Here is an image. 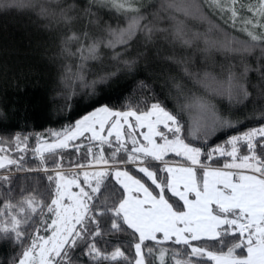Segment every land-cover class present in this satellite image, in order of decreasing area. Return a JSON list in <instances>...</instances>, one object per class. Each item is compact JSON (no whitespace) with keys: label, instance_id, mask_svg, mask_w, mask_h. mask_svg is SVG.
I'll return each instance as SVG.
<instances>
[{"label":"snow or ice","instance_id":"obj_1","mask_svg":"<svg viewBox=\"0 0 264 264\" xmlns=\"http://www.w3.org/2000/svg\"><path fill=\"white\" fill-rule=\"evenodd\" d=\"M17 7L44 20L60 37L61 56L73 60L62 75L66 100L78 92L95 96L98 84L130 70L134 44L164 41L229 57L218 73L175 62L205 93L251 104L249 119L259 126L207 151L195 146L184 135L183 113L207 115L210 125L190 132L202 141L236 122L177 81L174 110L145 99L102 104L48 138L35 134L31 148V134L0 137V241L16 249L9 264H264V0H0V10ZM254 53L255 69L246 62ZM250 71L262 82L253 86L255 97ZM82 137L87 144L74 143ZM69 148L77 155L65 169ZM29 151L38 167H25ZM170 154L183 163L170 162ZM121 165H132L154 188ZM20 171L43 172L46 184L17 187Z\"/></svg>","mask_w":264,"mask_h":264},{"label":"trees","instance_id":"obj_2","mask_svg":"<svg viewBox=\"0 0 264 264\" xmlns=\"http://www.w3.org/2000/svg\"><path fill=\"white\" fill-rule=\"evenodd\" d=\"M24 2L27 3V0ZM145 2L147 3L148 0ZM216 22L220 23L218 20ZM45 23L28 7L0 10V137L11 139L17 133L22 136L31 134L33 136V139L29 141L31 148L35 144V134H43L47 138L50 130L70 126L102 104L121 108L128 100L145 99L149 103L159 101L169 110H174L175 90L172 85L177 81L185 86L189 94L205 95L216 105L221 115H226L236 122L233 128H216L210 131L207 140L202 141L192 139L190 132L198 125L205 127L210 125L208 117L204 116L206 114L201 112L198 115L197 109L183 113L184 135L195 146L204 147L207 151L218 144H224L232 135L240 134L250 127L259 126L258 120L249 119L252 112L251 104L245 102V104L229 105L226 99L205 93L193 78L184 74V66L175 62L184 58L194 72L202 73L207 70L218 73L219 66L228 61L229 57L215 50L204 53L195 47L191 49L174 48L164 41L148 46L142 43L134 44L127 54L129 58L136 60L130 70L122 68L106 83L98 84L95 96L78 92L70 101L66 100L61 82L62 75L65 62L73 63V60L61 56L60 37L55 31L46 28ZM190 24L203 30L204 26L196 22H190ZM138 51L143 53L139 58L136 57ZM102 53L105 57L110 55L106 49H102ZM257 59L258 53H254L247 58L246 62L255 69L258 66ZM231 62L237 63L235 60ZM94 63L89 62V66L91 67ZM73 66L75 67V64ZM237 71L239 72L240 69L237 68ZM248 83L249 91L255 97L256 89L253 86H260L262 83L259 73L250 71ZM142 84L147 87H141ZM197 135L202 136L203 130ZM80 142L75 141L74 143ZM84 143L87 144V142ZM84 151L85 149L81 148V157ZM240 151L244 154L246 150L241 147ZM109 153L110 149L105 146V155ZM13 154L18 155V153ZM63 154L67 169L68 161L75 160L77 154L73 148L64 150ZM167 159L170 162H183L182 158L172 154ZM224 159L219 158L221 161ZM25 161L27 168L39 166V161L30 151L25 155ZM213 166L218 165L214 162ZM121 167H127L150 184V181L134 170L132 165H121ZM13 184L29 189L33 185L43 188L46 184L45 174L43 172H15ZM119 238L129 239L126 235H121ZM15 254L16 249L10 242L0 241V264H9Z\"/></svg>","mask_w":264,"mask_h":264},{"label":"rangeland","instance_id":"obj_3","mask_svg":"<svg viewBox=\"0 0 264 264\" xmlns=\"http://www.w3.org/2000/svg\"><path fill=\"white\" fill-rule=\"evenodd\" d=\"M192 109H196V108H192ZM197 113H198V115L201 113V111L200 110H198L197 109ZM204 114V113H203ZM204 116H207V115H204ZM203 120H206V119H203ZM53 130H56V131H59V130H62V129H53ZM161 130H164V129H161ZM140 131H146V129H143V130H140ZM166 131V130H165ZM49 133V132H48ZM87 135V134H86ZM48 136V135H47ZM48 138V137H47ZM140 139H142V138H140ZM80 141H83V142H87L83 137L81 138V140ZM173 163H183V162H173ZM66 169V168H65ZM68 169V168H67ZM73 170H75V169H73ZM132 172V171H131ZM132 174L133 175H136L137 176V178H140V179H142V177H140L138 174H135L134 172H132ZM142 181L143 182H145L150 188H154V186L153 185H151V184H149L148 182H146L144 179H142ZM75 190V189H74Z\"/></svg>","mask_w":264,"mask_h":264}]
</instances>
